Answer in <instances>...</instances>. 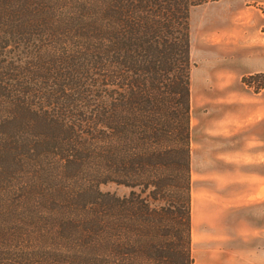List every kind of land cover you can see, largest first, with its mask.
<instances>
[{"label":"trees","instance_id":"trees-1","mask_svg":"<svg viewBox=\"0 0 264 264\" xmlns=\"http://www.w3.org/2000/svg\"><path fill=\"white\" fill-rule=\"evenodd\" d=\"M203 2L0 0V226L35 245L0 264L193 263L189 21ZM260 75L244 83L264 89Z\"/></svg>","mask_w":264,"mask_h":264},{"label":"rangeland","instance_id":"rangeland-1","mask_svg":"<svg viewBox=\"0 0 264 264\" xmlns=\"http://www.w3.org/2000/svg\"><path fill=\"white\" fill-rule=\"evenodd\" d=\"M189 22L191 191L207 195L192 220V264L204 254L220 255L222 264H264V89L244 83L256 74L264 82V0H205ZM14 228L0 226L1 258H17L5 254L8 246H35Z\"/></svg>","mask_w":264,"mask_h":264},{"label":"crops","instance_id":"crops-1","mask_svg":"<svg viewBox=\"0 0 264 264\" xmlns=\"http://www.w3.org/2000/svg\"><path fill=\"white\" fill-rule=\"evenodd\" d=\"M191 173H192V132H191ZM205 196L207 195L203 193L200 195H197L196 193L191 191V232H192V223H193V227L195 226L194 222H192L194 214L195 212L200 213L199 208H201V203L204 206L203 202L206 199H203V198ZM197 203H199L198 208H197ZM196 264H222V258H220V255L215 256L214 254H204L201 258H199Z\"/></svg>","mask_w":264,"mask_h":264}]
</instances>
